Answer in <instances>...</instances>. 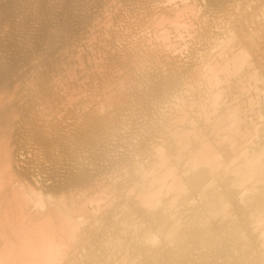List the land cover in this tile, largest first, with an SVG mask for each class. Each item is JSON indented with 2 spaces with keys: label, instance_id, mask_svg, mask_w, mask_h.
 Wrapping results in <instances>:
<instances>
[{
  "label": "bare ground",
  "instance_id": "6f19581e",
  "mask_svg": "<svg viewBox=\"0 0 264 264\" xmlns=\"http://www.w3.org/2000/svg\"><path fill=\"white\" fill-rule=\"evenodd\" d=\"M218 178L264 185V0H0V264H223Z\"/></svg>",
  "mask_w": 264,
  "mask_h": 264
},
{
  "label": "rangeland",
  "instance_id": "374dc122",
  "mask_svg": "<svg viewBox=\"0 0 264 264\" xmlns=\"http://www.w3.org/2000/svg\"><path fill=\"white\" fill-rule=\"evenodd\" d=\"M217 151L222 158H224V155L219 150ZM219 174L220 169L216 175L219 176ZM220 178L215 181L211 190L201 196H191L190 204H193V207L197 209H204L206 204H212L210 203V198L212 196H219V200L216 203H213L216 204L214 206L216 212L212 213L207 211L204 217L205 219L210 217L211 220L214 216V223L218 224V226L212 233L202 236V239L200 240L201 244L206 247L216 248L221 252L220 254H222V251L225 252L226 250V259L225 262L223 261V264H264V234H261L260 232L264 230V223L262 227H256L254 224L255 218L261 215L263 216H261L263 218L261 219L264 221V198L262 196L255 198V196H258L256 195L258 194L257 191L264 190V185L259 187L262 188V190L257 189L256 192L247 191L246 193L248 195L245 193L246 196L245 194H242L244 193L241 191L242 189L230 188L231 186L228 182H226V180L223 181V179ZM262 194L264 195V193ZM221 208L222 210L225 208L223 210L224 212H220ZM207 222L210 221L207 220ZM220 263H222V261L217 262V264Z\"/></svg>",
  "mask_w": 264,
  "mask_h": 264
}]
</instances>
